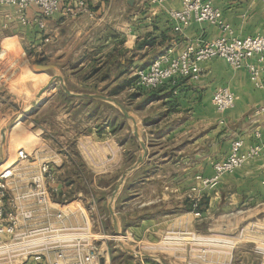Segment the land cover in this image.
I'll return each instance as SVG.
<instances>
[{
    "label": "crops",
    "instance_id": "obj_1",
    "mask_svg": "<svg viewBox=\"0 0 264 264\" xmlns=\"http://www.w3.org/2000/svg\"><path fill=\"white\" fill-rule=\"evenodd\" d=\"M86 1L92 13L74 17L63 9L75 0H60L61 10L42 18L43 27L22 21L15 6H0V55L16 54L14 59L21 62L23 50L35 63L55 65L73 93L64 91L56 68L35 70L40 74L35 82L43 99L31 109L34 119L42 120V134L37 137L42 148L35 163L48 160L58 186L65 189L60 175L76 171L68 154L73 145L95 175L94 189L111 188L112 194L121 175L143 153L134 124L148 154L126 175L112 203L121 231L149 240L171 231L190 233L201 226L226 234L244 222L259 226L264 214V156L224 175L217 188L200 196L191 189L198 184L197 174H214L213 163L227 157L235 139H243L244 150L264 142V88L254 85L245 68L233 69L222 58L201 61L198 78L183 77L156 89L135 86L136 68H148L166 52L178 55L197 39H214L220 29L209 22L178 28L168 11L181 8L182 0ZM211 1L238 36L264 34V0ZM26 16L41 19L35 6ZM220 86L235 92V107L215 108L212 98ZM97 94L120 101L133 120ZM7 140L5 155L11 152ZM103 174L114 175L116 182L102 187L99 177ZM86 195L79 196L82 204L92 217L106 214L104 220L114 232L115 221L108 209L111 195L106 204L92 192ZM98 199L107 211H98ZM259 231L264 234V227Z\"/></svg>",
    "mask_w": 264,
    "mask_h": 264
},
{
    "label": "built area",
    "instance_id": "obj_2",
    "mask_svg": "<svg viewBox=\"0 0 264 264\" xmlns=\"http://www.w3.org/2000/svg\"><path fill=\"white\" fill-rule=\"evenodd\" d=\"M164 1L152 0L153 3ZM1 5L15 6L22 21L37 22L40 27L44 26L42 18L52 17L61 10L60 0H0ZM33 6L39 8L41 19L27 18L26 11ZM63 12L74 17L92 13L86 0H75ZM168 14L178 28L192 22H209L221 33L211 40L190 42L178 55L168 52L158 55L148 68H136V87L156 89L183 77L198 78L201 61L222 58L235 69L245 68L254 85L264 88V34L238 36L225 20L223 11L211 0H182L181 8H170ZM236 100L235 92L227 86L218 87L212 98L218 111L235 107ZM243 147V139H235L227 157L213 163L212 176H195L198 184L192 187V192L200 196L203 191L213 190L224 175L253 158L264 156V142L245 150ZM32 156L19 148L15 161L0 168V264H101L106 251L102 247L107 240L118 243L134 240L131 231H121L119 235L104 232L98 224L107 215L92 217L79 199H68L58 186L50 162L43 160L36 164L37 158L31 160ZM262 185L264 189V179ZM76 215L81 219L76 220ZM170 234L166 238L184 239L193 232ZM256 248L264 255V246ZM138 264L147 263L141 260Z\"/></svg>",
    "mask_w": 264,
    "mask_h": 264
},
{
    "label": "rangeland",
    "instance_id": "obj_3",
    "mask_svg": "<svg viewBox=\"0 0 264 264\" xmlns=\"http://www.w3.org/2000/svg\"><path fill=\"white\" fill-rule=\"evenodd\" d=\"M21 52L24 54L21 62L14 59L16 54L12 55L6 52L4 55H0V158L5 155L4 147L1 145V131L12 123L6 129V139H8L11 152L9 153L8 150L9 159L3 162L0 168L15 161L19 148L31 152L33 155L31 160L37 158V152L42 148L41 140L37 139L42 134V120L34 119V113L31 112V109L41 105L43 100L40 95L42 90L38 86L39 83L35 82L40 74L35 70H30V65L35 62L28 57L26 51L21 50ZM27 109L28 112H25ZM30 115L31 118H29ZM29 122H33L34 126ZM70 146L68 154L73 157L70 158V161L75 164L76 171L62 172L60 178L64 182L65 189L60 186L59 188L66 193L70 200L79 199L80 192H83L82 199L87 196L86 194L92 192L96 197H101V200L106 204V198L111 195V188L94 189L92 185L94 173L90 171L78 151L72 148L73 145ZM135 157H132V161ZM116 180L114 175L110 178L104 174L99 177L102 187H106L107 184H112ZM101 200H97L98 211H107L106 205L102 204ZM260 218L262 222L259 223V226L251 227L247 225V222H244L237 230L227 234L217 229L211 231L208 230V227L201 226L197 227L196 231H192L193 234L185 235L184 239H171L162 236L149 240L135 237L128 243L122 241L125 246L132 248L133 254L125 252L118 242L107 240L103 244V249L106 250L103 258H106V261L101 259V264H138L141 260L147 264H163L162 260L169 264H264V255L256 248L257 245L264 246V234L259 231L261 227H264V214ZM100 220L98 225L109 234L108 223L104 219ZM171 232L164 234L172 235ZM226 239H232V241L226 242ZM144 255H150V257L146 258Z\"/></svg>",
    "mask_w": 264,
    "mask_h": 264
},
{
    "label": "water",
    "instance_id": "obj_4",
    "mask_svg": "<svg viewBox=\"0 0 264 264\" xmlns=\"http://www.w3.org/2000/svg\"><path fill=\"white\" fill-rule=\"evenodd\" d=\"M130 2H132V0H130ZM50 68H56L57 69V71H58L57 77H58V81H59L60 85L62 86V88L64 89V91L67 94L73 95V93L66 86L65 79H64V76L62 75V72L55 65L43 64V63H34V64L30 65V70H47V69H50ZM95 96L103 98V99H106V100H109V101H112L114 104H116L121 109V111L124 113V115L128 119H132L133 120V118L130 115L129 111L126 109L124 104H122L120 101L116 100L115 98H112V97H109L107 95H104V94H97ZM25 112H28V109ZM11 125H12V123L8 124L7 128L10 127ZM7 128L2 129V131H1L2 134H3V138H4L3 145H2L3 147L5 145V140H6L5 133H6V129ZM133 133H134V136L139 140L140 145H141L142 150H143V153H142V156L138 160H136L134 163H132V165H130L126 169V171L121 175V177L117 181V184L115 186L114 191L112 192V194L110 196L109 203H108V209H109L110 214L112 215V217L114 218V221H115V223H114V234L115 235H119L121 233V228H120V225L118 223V219L116 218V212L114 210V207H113L112 203L115 200L116 195H117L121 185L123 184L126 175L129 172H131L134 169H136L139 165H141L144 162V160H145V158L147 157V154H148V149H147V146H146V142L141 137V134L139 132L138 127L136 125H134V124H133ZM3 161H4V158L1 157L0 158V164H2ZM119 244H120V246L122 247V249L125 252H127L129 254H133L134 253L132 248L125 246L122 242H119ZM144 256L146 258L150 257V255H144ZM162 261H163V264H169L165 260H162Z\"/></svg>",
    "mask_w": 264,
    "mask_h": 264
},
{
    "label": "bare ground",
    "instance_id": "obj_5",
    "mask_svg": "<svg viewBox=\"0 0 264 264\" xmlns=\"http://www.w3.org/2000/svg\"><path fill=\"white\" fill-rule=\"evenodd\" d=\"M5 137H7V131H6V133H5ZM3 140H4V138H3V134H2V132H1V144L3 145ZM5 143H6V140H5ZM5 147L3 148L4 150H6V145H4ZM2 158H4V161L3 162H6L7 160H8V156L7 155H5V156H3ZM1 165V164H0ZM226 242H230V241H232V239L231 240H229V239H226L225 240ZM238 242V241H237ZM237 242H234V243H237ZM239 243V242H238ZM191 251V250H190ZM136 254H138V252H135ZM152 256V255H151ZM214 260V259H213Z\"/></svg>",
    "mask_w": 264,
    "mask_h": 264
}]
</instances>
